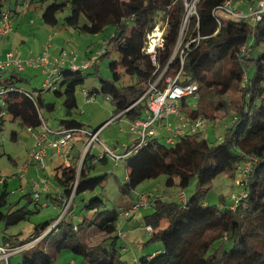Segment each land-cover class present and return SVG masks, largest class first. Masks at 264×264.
<instances>
[{"label":"trees","instance_id":"1","mask_svg":"<svg viewBox=\"0 0 264 264\" xmlns=\"http://www.w3.org/2000/svg\"><path fill=\"white\" fill-rule=\"evenodd\" d=\"M7 1L12 0H0V18L8 11L14 29L13 14L21 11ZM225 1L197 0L195 12L189 17L190 26L185 31L184 45H188L177 53L175 50L187 18L184 0H53L42 14L45 23L55 26L60 22L59 13L70 7L64 24L78 31L98 33L108 26L114 27L99 57L116 50L120 58L112 59L109 64L111 76L101 77L100 87L88 89L87 98L98 93L109 96L115 104L116 114L122 112L120 116L126 115L131 120L143 117L146 100L140 98L150 81L164 68L166 74H176L182 66V55L185 81L197 82L198 91L206 93L209 99H201L197 108L189 104L187 97L182 99L184 112L193 118L201 117L203 127L200 129L194 131L188 126L176 142L163 141L158 132L164 129L167 138L164 116L158 122L162 124L156 125V132L143 144L137 138L136 142L124 146L122 153L126 154L127 168L126 181L121 185L124 193L132 194L141 183L161 174L171 175L168 185L182 186L181 201L163 199L157 186L141 192L150 195L146 207L152 204L154 210L145 214L140 222L146 227L152 226L149 241L160 244L152 251L135 255L139 264H264V12L254 24L249 18L221 17L217 8ZM247 1L250 6L256 0ZM5 4H8L7 8ZM161 20L166 23L162 43L150 51L148 35ZM261 46L263 49L258 51ZM97 52L98 49L90 55ZM90 67L73 68L66 63L59 68L61 77L56 86L43 87L39 92L19 84L25 79L19 68L0 69V87L5 88L3 93L0 92V103L3 100L5 109L0 130L7 114L19 118L27 128H39L43 121L47 122L44 109L54 110L55 103L45 99L43 90L53 89L58 95H64L66 114H71L79 105L77 88L85 82ZM251 68L254 69L252 74L249 73ZM124 73L133 81L119 83ZM232 91L241 92L239 100L232 98ZM210 107L215 111L208 112ZM227 116L231 119L226 123L221 139L210 141L202 135L208 127V119L218 121ZM169 120L173 124L170 117ZM103 124L90 128L78 118L64 117L58 127L96 131ZM16 137L17 133L13 131L12 138ZM96 145L101 144H95L85 155L81 170L73 163L57 165L53 178H48L52 184L50 189L44 194L41 191L40 198H36L32 182V189L24 194L25 204L9 200L10 180L2 176L0 222H4L6 228L30 219L32 214L48 205L49 198L46 197H51L62 208L61 212L70 203L63 216L60 213L37 223L27 237L20 238L19 233H13L8 235L10 241L7 244L1 243L22 246L16 252L24 254L19 264H54L65 249L82 254L84 264H128L122 257L125 246L124 249L118 246L120 234L116 233V219L137 203L140 193L134 196L130 205L120 208L105 206L103 197L98 194L81 197L82 193L102 186L108 176V172L91 174L97 161L107 162L112 158L106 153L103 156L95 153ZM103 151L102 146L99 152ZM71 152L66 153V158L70 159ZM250 155L255 159L249 172L247 196L241 198L235 208L232 202L219 204L205 200L214 178L222 173L235 177L241 162ZM76 157L71 158L73 162ZM178 175L180 178L176 179ZM193 177L197 179L196 189L188 195L184 185ZM21 190L25 191V187ZM78 198L83 201L84 216L76 224L71 218L67 219V215L69 212H72L71 216L75 215ZM86 229L102 233L101 240L90 242L83 233ZM3 264H11L10 259Z\"/></svg>","mask_w":264,"mask_h":264},{"label":"rangeland","instance_id":"2","mask_svg":"<svg viewBox=\"0 0 264 264\" xmlns=\"http://www.w3.org/2000/svg\"><path fill=\"white\" fill-rule=\"evenodd\" d=\"M53 0H20L19 3L13 1V8L20 7L19 13H14V23H16V28H19V32L29 33L31 36V41H28L29 36L26 38L25 48H34L39 50L44 47L43 41L48 36V34L53 33L54 38L53 43L56 44V48L65 46L66 50H75L78 54H84L87 49L92 47L93 51L102 50L105 45V41L109 38L111 32L114 31L113 26H108L105 30L98 33H87L76 30L73 27L64 24V17L70 12V7H66L64 11L59 13L60 22L59 24L52 26L44 22L42 14L46 6ZM11 3L7 1V3ZM187 7V18L184 23V29L181 33L178 45L175 52L181 51L184 46L185 31L188 30L190 26L189 17L195 12V6L197 0H184ZM26 3H30V6ZM8 4H5L7 8ZM242 7L248 11L249 2L245 0V4ZM241 7V8H242ZM35 20V25L28 23V20ZM252 24L255 23L252 19H248ZM166 23L165 21H160L159 25L155 27L154 31L148 35V41L150 42V48H156L158 44L162 43L163 40V30ZM34 28L32 29V27ZM68 39L65 40V39ZM29 42V43H28ZM261 46L259 50H262ZM51 53V48H50ZM120 58L119 52L116 50L112 51L109 55H101L96 63L90 67L87 72L86 80L83 84L79 85L76 91L78 98V107H76L71 114H66V108L64 106V95H58L54 90H43V96L47 101L55 103L54 110L44 109L45 118L51 127H58L59 121L64 117H73L82 120L88 127L95 128L105 122L102 129H100V139L109 144L116 152H122L124 150V144L136 142L137 135L131 130V119L126 115L120 116L121 112L115 113V104L111 98L103 93H98L97 96L92 98H87L84 93V88L92 89L93 87H100L101 77H110L112 70L109 67L112 59ZM81 61V60H80ZM122 70V68H120ZM123 71V70H122ZM254 69L251 68L249 73H253ZM25 77L24 80L20 81L19 84L25 88L35 90L39 92L43 88L44 74L41 68L38 67H27L20 71ZM133 78L124 73L121 77L119 83H130ZM203 94V95H202ZM232 98L239 100L241 96L240 91H232ZM230 97V96H229ZM203 99L208 101L207 94L202 91H197L196 95H190L187 97L189 104L192 107L197 108L199 101ZM209 105V104H208ZM212 107V106H211ZM211 107L208 112H214ZM206 110V111H207ZM120 116V117H119ZM230 116L224 119H219L215 121L214 119H208L207 129L203 132V136L207 137L210 141L219 140L225 133L226 123L230 122ZM158 122L156 123V125ZM2 129L0 130V180L2 176H6L9 181V200L10 201H20L21 204L27 203V198L24 196L25 193L32 189V182L34 179H41L42 177L53 178L54 169L57 165H70L73 163L77 170L82 169V162L84 161L85 155L83 154L82 148L84 146V140H86L85 134L81 132H76L75 141L73 143H78L73 147L72 152L69 154L70 159L66 158L68 155L66 151L61 152H49L46 158L45 167L37 168L39 171L29 169L24 177L20 176L18 172L19 167L26 162L29 155V146L32 142V136L27 128L19 118H13L12 115L7 114L3 124H1ZM17 133L16 139L12 138V132ZM161 140L165 141V130L158 132ZM102 149V145L94 148V152L100 154L99 150ZM64 152V153H63ZM81 152V153H80ZM80 153V156H79ZM78 156V158L76 157ZM77 158L75 162L71 158ZM36 166V165H34ZM238 171V170H237ZM108 172V176L104 181V184L95 191H87L82 193L81 197H90L93 195H100L105 201V206L107 207H126L130 205L134 196L137 193H141L152 186H158V193L163 199L180 200V192L182 191V186L180 185H168L167 180L171 175L161 174L157 178L146 180L141 183L132 194L124 193L121 189V185L126 181L127 168L125 166V158H121L120 161L116 162L114 159L110 158L107 162L97 161L95 167L91 169V174H101ZM239 173L236 172V176L233 177L228 173H222L218 175L212 181L209 190L205 194V200L210 203H222L232 202V196L238 194L240 186L236 182V178ZM176 179L180 176H176ZM153 183V184H152ZM197 185L196 177L188 179L184 185L186 193L189 195L195 189ZM25 187V191L22 192L21 187ZM3 184L0 183V191L3 189ZM48 205L43 206L38 212L31 215L30 219L23 220L15 225H11L6 228L4 222H0V243H8L9 237L13 233H19L20 238L27 237L31 232L34 231L35 225L47 219H52L58 215L63 216L67 211L66 205L64 212L62 208L57 206L51 198L48 200ZM77 202L79 206L75 215L71 216L72 212H69L67 219L71 218L74 223H80L84 216V210H81L83 201L78 198ZM33 206L34 204H31ZM69 207V206H68ZM76 209V207H75ZM80 209V210H79ZM154 210V205L150 204L148 207L141 206L139 211L133 216H128L125 212H121L116 219L117 231L120 236L118 237V246H121L122 257L127 259L128 264H139L135 261V255L140 256L144 252L152 251L158 248L159 241H149L152 232L147 230V227L140 221L143 216ZM61 217V216H59ZM87 229L83 230L85 237L90 242H98L101 240L102 233H94L90 230L87 233ZM24 254L22 252L15 253L10 256L11 264H19L23 261ZM76 261L73 263V261ZM85 258L82 254L76 253L70 249L63 250L54 264H84Z\"/></svg>","mask_w":264,"mask_h":264},{"label":"built area","instance_id":"3","mask_svg":"<svg viewBox=\"0 0 264 264\" xmlns=\"http://www.w3.org/2000/svg\"><path fill=\"white\" fill-rule=\"evenodd\" d=\"M244 1L245 0H226L217 8V12L221 17L228 15L233 18H249L256 22L262 17L264 12V0H256L249 6L248 11L240 7ZM12 30L13 18L8 11H4L0 18V37L8 34ZM50 47L51 42H49L40 53L31 54L28 57H21L15 50H10L7 52L5 58H0V69L7 68L11 65L19 68L20 70L26 68L27 66H43L46 72L43 87L53 88L56 86L59 78L61 77L59 73V68L61 66L68 63L73 68H88L97 61L99 54H101L104 50V48L102 50L100 49L99 52L90 55L88 58L79 63V54L77 52H69L67 50H64L59 56L52 60L49 51ZM153 50L155 49L152 48V51ZM153 57L155 58V54ZM183 62L184 58L182 55V66L176 74H166V69L164 68L155 79L150 81L148 89L141 96L140 100L143 98L146 100L144 116L131 121V130L136 133L138 136L137 138L140 139V144H143L147 140L148 136L156 132V123L164 116H166L167 119L170 116H175L179 120V124L177 125L171 124L170 120L166 121L165 127L168 132L166 139L170 143L176 142L178 136L183 134L188 126L194 131L203 127V122L200 116L193 118L182 110V99L190 95H196L199 90L197 82L185 81L186 73L183 69ZM4 91L5 88L0 87V92L3 93ZM84 93L87 96L88 89L84 88ZM2 106L3 100L0 103V121L5 115V109ZM28 130L32 136V144L29 149V155L26 162H24L18 170L21 177L26 175L32 164H36L39 168L44 167L46 164V158L49 154V149L52 148L57 152L64 150L68 153L75 140L76 132L84 133L86 137L82 148L83 154L91 151L95 144H101L104 151L101 152L99 156H103L106 153L118 161L126 155L122 152H116L109 144L103 142L100 139V129L93 131L87 128H80L78 130H72L66 127L52 128L47 124V122L43 121L42 126L39 128L28 127ZM52 134H56V137L53 138ZM254 159L255 156L250 155L248 158H245L239 166V175L236 178V182L240 186V190L238 194H234L232 196L233 208L237 206L241 198L246 197L248 194L247 182ZM51 185L50 180L46 177L34 179L33 186L36 189L34 193L36 198H40L41 191H48ZM21 188H23V186ZM139 195L137 203L128 208L125 211V214L129 215L136 212L140 206L148 205L150 195L145 192L140 193ZM69 204L70 203L66 204V209ZM147 228L148 230H151L152 226H147ZM36 239L33 241H36ZM21 249L22 246H8L0 244V264L8 262L9 256Z\"/></svg>","mask_w":264,"mask_h":264},{"label":"crops","instance_id":"4","mask_svg":"<svg viewBox=\"0 0 264 264\" xmlns=\"http://www.w3.org/2000/svg\"><path fill=\"white\" fill-rule=\"evenodd\" d=\"M13 1L14 0H12L11 1V5L13 6ZM247 1V0H246ZM15 2L16 3H19L20 2V0H15ZM28 4V6H30V3H26V5ZM243 4H245V1L243 2ZM20 7H16V9H19ZM20 10V9H19ZM28 23H32V25H35L34 23H35V20H33V19H30V20H28ZM34 28V26L32 27V29ZM19 28H16V23H14V29L11 31V32H9L8 34H6V35H3V36H1L0 37V58H5L6 57V54H7V52L8 51H10V50H15L16 52H17V54L19 55V56H22V57H28L29 55H31V54H37V53H40L45 47H46V45L49 43V42H51V53H50V57H51V59L52 60H54L57 56H59L64 50H66L65 48V46H62V47H60V48H57V49H55L56 48V44L55 43H53L52 42V40H53V38H54V35H53V33H50V34H48V36L44 39V41H43V45H44V47L43 48H41V49H39V50H36V49H34V48H30V49H26L25 48V42H26V38H27V36H29V33H25V32H19V30H18ZM32 39H31V36H29V39H28V41H31ZM65 40H67L68 41V39L66 38ZM29 43V42H28ZM50 50V49H49ZM68 51V50H67ZM71 51H74V52H76L75 50H71ZM71 51H69V52H71ZM91 52L93 53L94 51H93V49H92V47L90 48V49H87V51L84 53V54H82V55H78V62L79 63H81L82 62V60H84V59H86V58H88L89 57V55L91 54ZM81 60V61H80ZM9 67H14L13 65H11V66H9ZM27 67H30V66H27ZM26 67V68H27ZM38 68H41V71L43 72V74H44V76H45V78H46V72H45V69H44V67L43 66H39ZM25 69V68H24ZM21 70H23V69H21ZM45 78H44V80H45ZM44 82V81H43ZM122 113V112H121ZM170 118H171V120L173 121V125H175L176 123H177V119H176V117H174V116H170ZM166 120H169V118L167 119L166 118ZM165 120V121H166ZM109 120H107V121H105V122H108ZM132 121V120H131ZM105 122H104V124H105ZM163 123H164V121H163ZM104 124L102 125V127L100 128V129H102L103 128V126H104ZM160 124H162V123H160ZM160 124H158V126L160 125ZM53 128V127H52ZM54 128H57V127H54ZM101 131V130H100ZM160 132H162V130H160ZM101 133V132H100ZM52 137L53 138H55L56 137V134H52ZM75 141V140H74ZM31 144H32V142H31ZM31 144H30V146H29V149H30V147H31ZM79 145L78 143H73L72 144V146H71V148H70V152L73 150V147L75 146V145ZM127 144V143H126ZM124 146H125V144H124ZM99 147V146H98ZM29 151V150H28ZM55 152L52 148L51 149H49V152ZM51 152H50V154H51ZM49 154V155H50ZM34 165H36V164H32L31 166H30V169H32L33 171L34 170H36L37 172L39 171L37 168V165L36 166H34ZM46 165V164H45ZM45 167V166H44ZM40 169V168H39ZM153 184V183H152ZM152 187H154V186H152ZM152 187H150V188H152ZM158 187V186H157ZM149 188V189H150ZM149 189H147V190H149ZM26 190V189H25ZM146 191V190H145ZM46 191H44L42 194H44ZM45 197H46V195H45ZM47 199L48 198H51V197H46ZM49 200V199H48ZM1 244V243H0ZM74 262H76L75 260H74Z\"/></svg>","mask_w":264,"mask_h":264},{"label":"bare ground","instance_id":"5","mask_svg":"<svg viewBox=\"0 0 264 264\" xmlns=\"http://www.w3.org/2000/svg\"><path fill=\"white\" fill-rule=\"evenodd\" d=\"M150 51H152V47L150 48Z\"/></svg>","mask_w":264,"mask_h":264}]
</instances>
